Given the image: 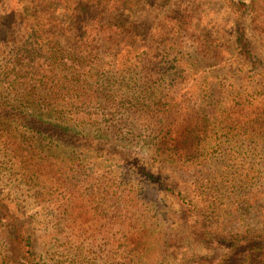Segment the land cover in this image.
I'll list each match as a JSON object with an SVG mask.
<instances>
[{"label":"rangeland","instance_id":"obj_1","mask_svg":"<svg viewBox=\"0 0 264 264\" xmlns=\"http://www.w3.org/2000/svg\"><path fill=\"white\" fill-rule=\"evenodd\" d=\"M127 1L80 33L58 0H0V107L33 112L51 68L42 120L69 116L39 125L42 155L0 145V264H235L264 242V0ZM9 110L1 136L27 135Z\"/></svg>","mask_w":264,"mask_h":264},{"label":"trees","instance_id":"obj_2","mask_svg":"<svg viewBox=\"0 0 264 264\" xmlns=\"http://www.w3.org/2000/svg\"><path fill=\"white\" fill-rule=\"evenodd\" d=\"M57 0H55L56 2ZM60 1L63 6H64V10L70 12L71 14H73V28L75 30H79V28H84V29H89V33H92V29L94 27H99L104 26L105 23L100 22V18H105L106 19V23H109V21L112 20V14H114V12H116L117 10H124L125 9V4L128 3L127 0H92L90 1H84V0H58ZM87 6L90 7H94L93 9L88 8ZM94 14H97L98 16H95ZM91 17V20L93 22H83L82 20H89ZM97 23V24H96ZM110 25L114 26L115 24L109 23ZM81 33V32H80ZM124 38V36H123ZM54 63L51 62V64L49 65V67L53 66ZM22 68H19L18 70L12 68L11 70H9V74L10 76L14 77V78H9V80H11L10 83H12L13 85L16 84H26L28 85V81L26 82H21L19 80V78H15L17 77V74L19 71H21ZM38 73V72H37ZM48 73V74H47ZM37 82H35L37 88L36 89H31L28 90L26 88V86L24 87V93L21 94V96H24L25 99L30 102V104L32 106H36L34 107V111L33 112H21V111H16V108L12 107V106H5L3 105V107H0V119L3 118L2 113L5 114V112L9 110V112H13V110L16 111L13 112V116L17 115L20 117H23V120L28 122V120L25 118V116H29L32 115L34 116L33 118V122L35 124L38 123V125H35L34 123L31 122V124H26L23 123L24 125H26V127H24L29 133L23 134V133H18L14 135H10L9 137L3 136V141L1 139V134H0V145L2 144V146L9 148L10 150L13 151L14 157H17L19 155H23L25 152L28 153H32L34 151H37L36 154L42 155L44 152V148L42 149L41 145L43 144V142H45V144L47 143H54V145L50 144V146H46L48 147L49 150H51L50 148L53 147H58V145H60V140L59 138L57 139V143L53 142L56 141L54 134H45V130L42 128V126H39L40 124H49V127L51 129L55 128L52 125L55 126H61V124L65 123V120L62 118L61 120H59V116L60 113L63 114L65 112L63 107H57L58 110L56 111V113H58L57 117H55V122H48L46 123V121L42 120V117L47 114V112H50V114H52L53 111H55V107L53 104H51V101L56 100L55 102H59L60 99L65 100L64 96H61V92L59 90H62L61 88V81L60 79H56L54 77V72L53 69L48 68V72L46 71L43 75L39 76V79L36 80ZM9 83V84H10ZM41 86H43V90L42 91H46L47 94L45 93H37L36 91L38 88H40ZM9 87V86H8ZM43 94H45L43 96ZM85 95V94H83ZM15 99V98H13ZM68 99H73L72 96L66 98V101ZM38 104H40V107H37ZM56 106V105H55ZM64 106V105H63ZM264 112V109L263 111ZM64 117L68 116L63 114ZM6 118V117H4ZM3 118V119H4ZM69 118V116H68ZM60 121V122H59ZM23 126V125H21ZM7 128L5 131V133H7ZM2 132V131H1ZM28 140L29 141H33V146L31 147H24V140ZM48 140V141H47ZM14 145V147L12 146ZM40 148V149H39ZM34 154V153H33ZM15 227V232H14V238L13 240L18 242V245H22L24 247H31L33 246V243L30 242L31 240V235L29 234V231L27 229H25L24 223L23 222H16V224L14 225ZM233 247H234V243H231L229 245L228 248V253H230L231 251H233ZM28 252H32L31 250H29V248L26 250ZM260 251V253L257 254V252ZM255 254H257V256H255ZM27 258L24 257L22 258V260L20 261V264H24V261H26ZM26 264H35L32 262H27ZM235 264H264V242H256V241H252L251 244L249 243L248 245H246L243 248V255L242 257L235 263Z\"/></svg>","mask_w":264,"mask_h":264}]
</instances>
